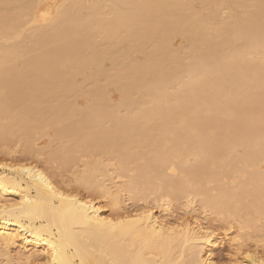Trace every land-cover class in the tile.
<instances>
[{
  "label": "bare ground",
  "instance_id": "obj_1",
  "mask_svg": "<svg viewBox=\"0 0 264 264\" xmlns=\"http://www.w3.org/2000/svg\"><path fill=\"white\" fill-rule=\"evenodd\" d=\"M106 2L109 3V14L112 17L104 20L106 14L103 11L102 15L101 9L107 7ZM197 5L199 7H196ZM221 10L227 12L223 18L221 16L224 12L219 13ZM21 17L24 19L30 17L25 23L31 25L30 28L25 29L26 31L28 29L26 34L28 32L29 34L24 39L31 43L35 42L36 45L32 44L33 47L44 44V48L41 46L43 49L41 50L37 47L36 52H39L35 53L37 55L32 54L35 48L31 49L32 52L29 54L35 57L31 58L27 55L30 57L29 60L24 61L22 56L23 65L20 67L12 64L15 63L16 56L24 53V49L20 53L17 47L21 42L19 40H22L21 34L17 32L21 27V23H17ZM95 28L100 29V33L105 31L109 36L106 43L111 41V38H116V45L114 40L111 43L114 47L107 43L109 46L107 51L105 50L106 53L114 50L112 47L123 45L124 49L121 48L124 50L123 54L119 49L118 51L121 52H115L116 56L114 53L112 58L108 59L113 67L115 66L114 70H111L112 66L110 70L114 71L112 73L117 75L116 78H113L114 75L110 77L109 69L105 70L106 73H103L104 77L101 76V81L97 75L100 76L101 72H105L104 69L96 70L99 71L98 74L96 71L91 72L93 64L91 61L94 62L95 68L102 64L99 61L100 57L91 52L92 49L90 50L94 55H91L92 59H87L85 56L89 45L97 49L96 40L95 47L91 43L95 35L99 36V31L95 34L97 31ZM22 30L24 28H21ZM10 34L21 38L18 41L13 40L15 36L10 37ZM23 34L26 35L24 32ZM177 35L187 40L188 59L184 58L183 50L172 46V40ZM10 38L14 43L18 42L16 44L18 49L10 48L12 42L6 47L5 43ZM0 41V141L2 139L7 142V146L15 145L13 141L16 140L17 143L18 137L20 136L19 139L23 137L22 141L25 143L20 148L21 152L24 149V153L20 152V154L27 155V157L22 156L23 159L33 157L32 153L35 157L37 151L34 153V150L40 149L33 147L34 142L37 143V140L39 142L40 137L44 135L36 138L35 132L40 130V127L45 129L53 120L58 124L52 121L50 129L59 133V129L58 131L55 129L62 119V125L66 123L63 129L68 127L70 132L68 129H66L68 132L65 130L62 132L61 129V135L54 133L59 137H53L52 141L49 138L52 142L50 143L54 145L55 141L57 143L62 139L57 143H60V147L56 145L58 150L64 142L66 144L69 141L70 146L64 145L63 148L72 146L70 151L73 152L80 147L82 151L80 153L79 150H74L75 154H72L67 151L69 148L67 150L61 148L64 152L63 150L60 152L68 155L63 153L55 155L53 154L55 146L51 150L52 145L48 144L50 148L47 149L51 150L50 154L56 157L49 155L47 160L48 157L52 158L50 161L61 158L67 162L73 155L72 158L78 161L81 156L88 157L93 148L96 155L112 156L114 162L117 158V163H120L118 166L115 165L119 169L117 173L122 176L124 172L127 176L128 172L133 174L131 170L128 171V167L131 169V164L134 166L138 163L139 166L138 161L146 159L144 156L146 154H143V150L140 151L139 148H144L145 152L147 148L151 154H147L150 157L145 161L146 163L141 164L142 167L135 169L134 166L133 170L137 172V177L131 176L132 178L129 179L127 176L128 182L114 191L113 189L117 187L114 186V180L106 181V185L103 184L105 183L103 178L108 173L107 166L104 170L107 172L103 174L104 166L96 162V167L99 165L100 169L103 168L97 172L98 168H92L95 163L89 166V162L86 161L84 168L87 163L90 168L86 167L89 171L86 169L84 171L93 177L90 175L87 177L84 172L82 176L84 180L80 175L78 178L82 182H79L76 176L77 179L71 181L73 182L71 187L74 184L76 186L72 190L70 185L68 186L72 193L55 183L47 169L44 172L42 168L31 163V165H22V163L16 165L12 164L14 161L12 163L0 161L1 252L7 254L12 248H19L29 264H217L212 259V249L217 241L214 230L204 227L197 218L194 221L185 220L175 224L170 221V223L159 217L154 208L149 207L150 205L140 207L131 213L124 212L121 207L123 191L130 193L132 199L140 201L146 197V194L144 195L146 188L154 197L156 196L157 200L154 201L156 208H163L165 211L170 206L169 200L185 198L189 207L198 198L201 207L215 214L223 224L230 227L229 230L237 226L239 233L236 235V240L241 242L251 236L248 235L249 233L243 235L241 231L249 229L252 235L253 232L256 235L260 232L264 233V0H101L100 2L61 0L58 4H49L44 0H0ZM26 41V45L21 42L20 46L31 47L32 45L30 46ZM45 44L46 47L50 44L47 50ZM98 49L102 56L103 52ZM117 55L120 58L123 55L125 62L123 58L116 62L123 61L126 65L123 62L121 65L125 67L122 68L116 63L120 65L117 67L114 62ZM117 70L121 76L122 72H126L123 78L118 77L119 73L115 72ZM76 71L80 72V76L87 78H84L85 84L79 82L78 85L71 81L73 74L76 79ZM34 72L39 76L36 77ZM105 75L110 77V80ZM95 77L99 79L98 85L101 83L105 85H99L102 89H98L97 82L94 83ZM112 79L115 80L111 82ZM90 80H93V83ZM114 81L120 82L121 84H117L120 87L114 85L116 83ZM109 82L116 86V92L120 91L121 101L118 106L111 104V99L107 98L110 93L106 92L105 88L110 85ZM81 83L85 85L87 91L90 88V95L89 91L88 95L85 93L86 90L82 89ZM67 86H71L68 89L71 92L75 91V97L84 91L83 94L91 96L92 101H87L85 106L76 108L77 97L72 99L68 95L69 92L65 93L67 91L65 89L64 94H67L68 98L64 104L62 101L66 96L58 97L59 94L56 97L62 102L59 107L56 98H50L55 96L56 91L55 93L51 91L54 94L50 93V97L47 94L44 96V93L50 92L52 88L57 90L59 87L60 90ZM81 89L83 91L79 92ZM25 90L27 91L24 94ZM28 91L31 92L29 95ZM103 92L108 95H104ZM61 94L64 96L63 92ZM83 94H79L78 98ZM133 94L138 97L134 98L136 96ZM53 99L55 104L51 102ZM68 99L74 100V103ZM44 101L50 105V108L51 106L64 108L49 109ZM35 104L38 107L44 105L42 109L39 108L41 109L39 112L43 111V114L47 112L46 116L38 117L42 113L37 112L39 109L34 108ZM122 106L129 109L134 107L136 112L135 109L130 110L133 114L128 117L129 109L126 108L125 111ZM121 107L124 112H128L122 113L127 118L121 114ZM56 109L61 112L64 110L65 115H60ZM69 110H72V113L75 111L76 114L70 115L67 112ZM33 112H37L34 113L37 116L33 117ZM71 117L75 118L76 122ZM4 118L7 119L6 122ZM76 118L81 119V122L79 120L77 122ZM47 120L50 121L44 122ZM71 120L76 125L74 132L71 131L74 128ZM145 120L148 123H145ZM82 121L84 123L86 121L91 128ZM102 125L106 127L103 128ZM79 131L80 135L84 132L85 137L82 139L80 138L82 136H78ZM16 132L20 135L18 136ZM70 133L74 135H69ZM46 135L44 138L47 137ZM65 136L67 139H64ZM74 136L78 137V141ZM139 136H142L141 139L138 138ZM9 138L12 139L8 143ZM145 139L148 142L147 147H144L147 144V142L144 144ZM132 141L137 142L138 145L131 147ZM129 143L131 146L128 145ZM125 145L128 146L125 148ZM114 147L117 151L116 157L115 150L111 149L114 155L110 151V148ZM130 147L138 148L140 153L136 152L135 157L132 155L133 149L132 152H128L131 151ZM87 149L91 150L85 152ZM58 150L56 149V152ZM40 152L42 153L39 150L36 159L42 156ZM83 152L85 155H81ZM79 153L80 156L77 157L76 154ZM59 155L63 158H59ZM30 157L29 159L32 158ZM74 159L73 162L76 161ZM131 159L137 163L134 164ZM53 161L48 164L52 165ZM65 161L64 165L71 163L68 161L66 164ZM127 161L132 163H126ZM72 164L67 166L68 169L62 165L65 167L61 166L62 170L69 171L76 163ZM50 167L48 168L51 169ZM94 170L97 172L96 175L92 174ZM98 173L101 174L99 177H102V180L98 179ZM117 173L113 172V174ZM76 180L78 183H74ZM98 180L102 182L99 183ZM107 182H110V185H107ZM75 189H79L78 193ZM84 191H87L85 195ZM91 193L96 194L94 197L97 195L100 198L109 197L111 207L109 214L94 197H90ZM243 247L242 243L236 247L238 255H241V260L236 264H264V251L263 254H258Z\"/></svg>",
  "mask_w": 264,
  "mask_h": 264
},
{
  "label": "rangeland",
  "instance_id": "obj_2",
  "mask_svg": "<svg viewBox=\"0 0 264 264\" xmlns=\"http://www.w3.org/2000/svg\"><path fill=\"white\" fill-rule=\"evenodd\" d=\"M44 1H47L49 4H58V3H60L61 0H44ZM95 1H97V0H95ZM98 1L100 2L101 0H98ZM106 4H108V5H105V6H107V7H104V10L101 9V13H102V15H103V11L105 12L104 14H106V15L104 16V20L110 19V18L112 17V16L109 14V11H110L109 3L106 2ZM196 7H199V5H197ZM106 9H107L108 11H107ZM107 12H108V13H107ZM223 12H224V14H223L222 16H221V14H220L221 18L225 17V15H226L225 13H227L226 10H221L219 13H223ZM26 18H27V19H26ZM21 19L24 20V21H21ZM21 19L19 20V22H17V23H21V27L19 28L20 30L17 28V30H19V31H17V32L21 34L22 40H21V39L19 40V38H21V37H18V38H17V36H15V35H11V34H10V37L15 36V37L13 38V40H16V41L19 40V41L22 42L23 40H25V41L27 40V39H24V38H25V37H26V38L28 37L27 35L29 34V32H28V34H26L27 31H28V29H27V31H26L25 29L28 28V27L30 28L31 25H30L29 23H28V24H25V23H27L28 19L30 20V17H25V19H24V17H23V18L21 17ZM101 19H103V17H101ZM26 20H27V21H26ZM20 21H21V22H20ZM17 25H20V24H17ZM22 26H23V27H22ZM18 27H19V26H18ZM21 28H22V29L24 28V30H22V31H23L26 35H24V34H23L24 36L22 35L23 32L21 31ZM95 29H96L97 31L94 30V31H96V33H95V32H94V33L97 34L98 31H99L100 29H98V28H95ZM20 31H21V32H20ZM100 32H101V31H99V36H98V35H97V36L95 35V36H94L95 38L93 37L94 39H92L93 42H91V43H93V45H94L93 47H95V43H97V45H96V46H97V49L94 48V49L97 50V51H93L94 49L92 48L91 45H89V46L87 47L86 52H85V56H86V58L91 60V59H92V56H91V55H93V53L91 54V53H90V50L92 49L91 52H94V55H95V56H99V57H100V60H99V59H98V60L100 61V63H102V64H99V63H98L99 66H97V67L95 68V65H93L94 62L91 61V64L93 63L92 66H91V67H92L91 72H92V71L95 72V71L98 70V69H100V70L104 69V71H105L106 69H109V70H110V69H111V68H110L111 66H112V69H111V70H114V67H115V66L113 67L112 63H111L110 61H108V59L112 56V54H114L115 52H117L119 49H121V48L124 49V48H123V45L120 44V43H119V45H122V46H118L119 48H118V47L113 48L114 46H113L111 43L114 42L116 38H115V39H114V38H111L112 40H111V41H108V42L110 43V45L113 46V47H112V46H110V47H112V49H114V50H111V48H110L111 51L108 50L109 52L106 53L105 50L107 51V47L109 46V45L107 44L108 42L106 43V41H107V39L109 38V36L106 34L105 31H102V33H100ZM107 36H108V38H107ZM96 37H98L99 39L96 38ZM29 39H30V38H29ZM29 39H28V40H29ZM97 39H98L99 41H100V39H101L100 42H102V43L100 44L99 41H98ZM95 40H96V41H95ZM108 40H109V39H108ZM113 40H114V41H113ZM184 40H185V41H184ZM7 41H10V42H7ZM7 41H6V43H8V44H6V43L4 42L5 45H6V47H8V46L10 45V43L12 42V45L10 46V48H14V49H18V48H19L18 50H20V51H19L20 53H21V52L23 51V49H24V53H23V54H19L18 56H16V58H14L15 60H14L13 58L11 59V61L14 60V62H15V63L13 62L14 64H12V65H16V66H20V67H21V66L23 65V64H21V62L23 63V60L26 61V60H29L30 57H31V58L35 57V56H33V55L30 56L29 52H32L31 49H34V48H35V51H33L32 54L37 53V52H36V48L38 47V45H37L36 47H33V45L35 44V42L33 43V41H32V43H31V41H26V42H29L30 46L33 44V45L31 46V47H33V48H31V47H25V46H24V47H23V46L21 47L20 45L23 44V43H24V45H26L25 41L22 42V43L20 42L21 44H20V43L17 44L18 42L16 43V41H15V43H14V41H12V38L8 39ZM94 41H95V43H94ZM118 41H119V40H117V42H118ZM0 42H1V41H0ZM13 43H14V44H13ZM98 43H99V44H98ZM115 43H116V41L114 42V44H115ZM16 44H17V47H18V48L16 47ZM27 44H28V43H27ZM29 44H28V45H29ZM37 44H39V43H37ZM178 44H179L181 47H180ZM13 45H14V46H13ZM18 45H19L22 49H20V47H19ZM35 45H36V44H35ZM35 45H34V46H35ZM39 45H40V44H39ZM43 45H44V44H43ZM43 45H41V46H43ZM99 45H101V46H99ZM115 45H116V44H115ZM41 46H40V47H41ZM51 46H52V45H51ZM98 46H99V47H98ZM172 46H173L175 49L183 50V56H184L185 59H186V58H187V59L189 58V49H188V43H187V40H186V39H184L183 37L177 35V36L174 37V40H172ZM40 47H38V48L41 49V50H43L42 47H41V48H40ZM47 47H50V44H48ZM47 47H46V44H45V50H47V49H46ZM43 48H44V46H43ZM98 48H100V51L103 52V53H102L103 55L101 54L102 56H100V52H98V50H99ZM116 48H117V49H116ZM179 48H180V49H179ZM25 49H26V50H25ZM27 49H29V50H27ZM103 49H104V51H103ZM122 49H121V50H122ZM185 49H186V50H185ZM147 50H148V51L150 50L149 47H148ZM37 51H38V49H37ZM39 51H40V50H39ZM123 51H124V50H122V52H121V51H118V52H121V53L123 54ZM96 52H98L99 54L96 53ZM38 53H39V52H38ZM38 53H37V54H38ZM40 53H41V52H40ZM37 54H35V55H37ZM41 54H42V53H41ZM97 54H98V55H97ZM118 54H119V53H118ZM27 55H29L30 57L27 56ZM94 55H93V56H94ZM133 55L135 56V54H133ZM133 55H131V56L134 57ZM187 55H188V56H187ZM22 56H23V58H22L23 60L21 59ZM24 56H26V58H24ZM115 56H116V53H115ZM120 56H121V55H120ZM131 56H130V57H131ZM19 57H20V61H19ZM102 57H103V61H102ZM113 57H114V56H113ZM111 58H112V57H111ZM111 58H110V59H111ZM115 58H116V57H115ZM115 58H114V59H115ZM121 58H123V55L121 56ZM121 58L117 55V58L114 60L115 64L117 63L116 61H117V60H118V61L121 60ZM125 58H126V57H125ZM127 59H128V58H127ZM127 59H126V60H127ZM112 60H113V59H112ZM112 60H111V61H112ZM99 61H98V62H99ZM101 61H102V62H101ZM107 61H108V62H107ZM123 61L125 62V59H124V58H123ZM123 61H122V62H123ZM128 61H129V60H128ZM128 61H127V62H128ZM122 62H121V63H122ZM124 62H123V64H124ZM9 63L11 64V62H9ZM121 63H117V64H120V65H121ZM10 64H9V65H10ZM18 64H20V65H18ZM91 64H90V65H91ZM98 64H96V65H98ZM117 64H116V65H117ZM123 64L121 65L122 68L125 67L124 65H126V63H125L124 65H123ZM120 65H117V67H119ZM18 68H19V67H18ZM116 69H117V68H116ZM118 69L120 70L121 68H118ZM111 70H110V71L107 70V71H108V73H109V72L111 73V74L109 73V75H110V77L112 78V76L114 75V73H112V72H114V71L111 72ZM119 70H117V71H115V72L117 73ZM32 71H34V70H32ZM32 71H31V72H32ZM87 71H88V70H87ZM31 72H30V73H31ZM76 72H77V73H75V75L77 74V77L75 76L76 79L73 77V75H74V74H73L72 77H71V81H72L73 83H75V84L78 83V85H79V82H82V83L85 84V81H84L85 76L82 77V76L79 75L80 72L82 73V71L80 70L79 73H78V71H76ZM91 72H87V73H91ZM96 72H97V71H96ZM98 72H99V71H98ZM98 72H97L96 74H98ZM121 72H122V71H121ZM123 72H124V69H123ZM123 72H122V76H123V74L126 73V72H125V73H123ZM101 73H102V74H101ZM101 73H100V76L97 75V77H98L99 79H100V78L102 79L101 76H103V73L105 74L106 71H105V72H101ZM108 73H107L106 75H108ZM118 73H119L118 77L120 78V76H121V75H120V72H118ZM34 74H36V77L39 76V75H37V73H35V72H34ZM32 75H33V73H32ZM81 75H83V74H81ZM106 75H105V76H106ZM29 76H30V75H29ZM114 76H115V77H113V78H116L117 75H114ZM122 76H121V78H123ZM27 77H28V74H27ZM34 77H35V76H34ZM103 77H104V76H103ZM106 77H107V76H106ZM110 77H107V78L110 80ZM118 77H117V78H118ZM28 78H29V77H28ZM28 78H27V79H28ZM67 78L70 79L68 76H67ZM73 78H74V79H73ZM91 78H92V77H91ZM33 79H34V78H33ZM33 79H31V80H33ZM72 79H73V80H72ZM85 79H87V78H85ZM92 79H93V78H92ZM94 79L97 80L96 77H95ZM99 79H98V80H99ZM101 79H100V81H101ZM108 79H107V84H108ZM34 80H36V78H35ZM34 80H33V81H34ZM95 80H94V83L96 84V82H97L96 85H97L99 88H98L97 86H96V87H97L98 89H102L100 86H105V85H101L102 83L99 84V85H100V86H99L98 83H100V82H98V80H97V81H95ZM105 80H106V78H105ZM105 80H104V84H105ZM113 80H115V79H112L111 82H113ZM117 80H118V79H117ZM117 80H116V81H117ZM28 81H29V79H28ZM90 81H91V80H90ZM90 81H89V83H91V82L93 83V80H92L91 82H90ZM116 81H114V82H116ZM119 81H120V79H119ZM102 82H103V80H102ZM111 82H109V84H110ZM121 82H122V80H121ZM82 83H81V86H83ZM89 83L86 82V84H89ZM118 83H120V82H118ZM118 83L116 82L114 85H117ZM95 84H94V85H95ZM120 84H121V83H120ZM120 84H119V85H120ZM90 85H91V84H90ZM90 85H88V86H90ZM92 85H93V84H92ZM112 85H113V83L110 84V85H107V88H105L106 92H109V93H110L109 95H108V93H107V94L104 93V92H103V93H104V95H105V94L108 95V96H107L108 99H111V104H116V105H117V104H119L120 101H121V99H120V98H121V94L119 93L120 91H119V92H116V89H115L116 86H114V85L112 86ZM84 86H85V85H84ZM84 86L82 87V89L84 88ZM88 86H86V88H87ZM117 86H118V85H117ZM67 87H68V86H67ZM67 87H66V88H65V87H62V89H60V90H59V87H58L57 90H55V88H54V89L52 88V90H50V92L44 93V96H46L45 94H47L48 97H50V96H49L50 93L52 94L53 91H54V93H55V91H56L55 96H52V97H50V98H54V99H55L59 94H60V96H58V97H65V96H66L65 99L63 98L64 100L62 101L63 104H64V103L66 102V98H68V95H70L69 97H71L72 99L75 97V94H74L75 91H72V92H71V90H68L69 88H71V86L68 87V88H67ZM79 87H80V86H79ZM90 87H91V86H90ZM118 87H120V86H118ZM118 87H117V88H118ZM56 88H57V87H56ZM80 88H81V87H80ZM88 88H89V87H88ZM91 88H92V87H91ZM94 88H95V87H94ZM97 88H96V89H97ZM65 89H66L67 91H65ZM82 89L79 90V92H80V91H83V90H86L85 88H84L83 90H82ZM103 89H104V88H103ZM118 89H119V88H118ZM72 90H73V88H72ZM89 90H90V88H89ZM89 90H88V91H89ZM92 90H93V89H92ZM119 90H120V89H119ZM26 91H27V90H25L24 94L26 93ZM51 91H52V92H51ZM64 91H65V93H68V92H69L68 95H67V94L65 95V94H64ZM88 91L86 90L85 93L87 94ZM99 91H101V90H99ZM61 92H63L64 96H61V95H62ZM79 92H77V93H79ZM83 92H84V91H83ZM83 92H82V93L80 92L79 94L82 95ZM101 92H102V91H101ZM29 93H31V92L28 91L27 94L29 95ZM48 93H49V94H48ZM54 93H53V94H54ZM77 93H76V95H77ZM88 93H89V95H90V91H89ZM53 94H52V95H53ZM79 94H78V95H79ZM72 95H74V96H72ZM78 95L76 96L77 98H78ZM81 95H80V96H81ZM87 95H88V94H87ZM133 95H134V94H133ZM80 96H79V97H80ZM83 96H84V97H83ZM83 96L80 97L81 99H80V98L77 99V98L75 97V98H76V99H75V101H76V102H75L76 108H81L82 106H85V104H86L87 101H92L91 96L89 97V96H86L85 94H83ZM134 96H136V97H134ZM134 96H133L134 98H137V97H138V95H134ZM82 97H83V98H82ZM44 98H46V97H44ZM50 98H49V100H50ZM89 98H90V99H89ZM54 99H53V101H51L52 104L55 102ZM61 99H62V98H61ZM69 99H70V98H69ZM69 99H68V100H69ZM47 100H48V98H47ZM47 100H45V101H47ZM51 100H52V99H51ZM45 101H44V102H45ZM56 101H57V102H56L57 104L59 103L58 106L60 107V105L62 104V102L59 100V98H58V100H57V98H56ZM58 101H59V102H58ZM69 101H70V102L72 101V102L74 103V100H69ZM146 101H147V99H146ZM48 102H49V104H50V101H48ZM60 102H61V103H60ZM26 103H27V101H26ZM26 103H25V104H26ZM29 104H30V102H29ZM45 104H46L45 106H46L47 108H49V109H53V107H54V106H51V108H50V107H49L50 105H47V104H48L47 102H45ZM54 104H55V103H54ZM66 104H67V103H66ZM66 104H65V105H66ZM35 105H36V104H35ZM42 105H43V104H42ZM42 105H40L41 107H38V106L36 105L34 108H36V109H37V108H38V109L41 108V109H42ZM70 105H71V104H70ZM116 105H115V106H116ZM32 106H34V105L32 104ZM43 106H44V105H43ZM117 106H118V105H117ZM59 107L55 106L54 108H59ZM61 107H62V106H61ZM71 107H73V105H71ZM122 107H123V109H125V111H127V110L129 109V108L124 107V106H122ZM122 107L120 108V109L122 110V111H121V114L124 112L123 109H122ZM63 108H64V107H63ZM63 108H61V109H63ZM66 108H68V107H66ZM126 108H127V110H126ZM41 109L37 110V112L41 111ZM43 109H45V108L43 107ZM59 109H60V108H59ZM59 109H56L57 111H59L58 113H59L60 115H65V114H63V111H64V110L61 112V111H60L61 109H60V110H59ZM68 109H69V108H68ZM71 109H72V108H71ZM73 109H75V108H73ZM132 109H135L134 112H136V108L131 107V109H129V112H130V113H128V112H124V113H125V114L128 113V117H129L130 115L133 114V112L131 113V111H130V110H132ZM45 111H48V109H45ZM69 111H71V112H69ZM69 111H67V112H68L70 115H72V114L75 115V114H76L75 111H74L73 113H72V110H69ZM119 111H120V110H119ZM132 111H133V110H132ZM37 112H33V114H32V115H34L33 117L37 116V115L34 114V113H37ZM51 112H52V110H51ZM55 112H56V111H55ZM41 113H42V114H41ZM41 113L39 112V114H41V115L38 114V115H39V116H38L39 118H41L40 116H43V115L46 116L45 114H47V112H45V114H43V111H42ZM48 113H49V112H48ZM53 113H54V112H53ZM74 113H75V114H74ZM119 114H120V112H119ZM125 114H124V115L122 114V115H123L124 117L127 118V116H125ZM134 114H135V113H134ZM53 115H54V114H52V117H53ZM57 115H58V114H57ZM78 115H79V114H78ZM44 116H43V117H44ZM55 116H56V115H55ZM66 116H67V115H66ZM43 117H42V118H43ZM48 117L50 118L51 115L48 116ZM69 117H70V116L68 115V118H69ZM74 117H75V116H74ZM78 117H79V116H78ZM49 118L46 117V119H49ZM56 118H57V117H56ZM65 118H66V117H65ZM71 118H72L73 121H74L75 118H73V117H71ZM4 119H5V118H4ZM32 119H34V118H32ZM35 119H36V118H35ZM46 119H45V120H46ZM59 119H61V118H59ZM66 119H67V118H66ZM2 120H3V119H2ZM6 120H7V119H5V122H6ZM38 120H39V119H38ZM54 120H55V118H54ZM62 120H63V119H62ZM62 120L59 121V125L56 126L57 128L55 127V128H56L55 130L59 129V133H60V135H61L60 130L62 129V132H63L64 130L67 131L66 129H68L67 126L69 125V124L66 125L67 128H64V129H63V125H65L66 123L62 125V123H63ZM67 120H69V119H67ZM76 120H77V118H76ZM78 120H79V119H78ZM78 120H77V122H78ZM80 120H81V119H80ZM80 120H79V122H81ZM82 120H83V119H82ZM39 121H41V119H40ZM42 121H43V119H42ZM49 121H50V120H49ZM49 121L47 120V121H44V122L47 123V122H49ZM52 121H53V120H51V122L48 123V127L45 126V127H46L45 129H44V127H40L41 129H40V130H37V132H35L36 138H38L40 135H41V136H42V135L45 136L46 133H47V135H46L47 137H46V138H44V136H43V137H42L43 139L40 137L41 140L39 139V142H38V140H37V143L34 142V146H33V147H34V148H35V147H36V148H40L39 150H41L42 153L45 152L46 149H47L49 146H51V145H52L51 150H53V147H54V146H55L54 148H56V149L58 150V148L56 147V145L59 146L60 143H59V144H57V143L60 142V141L62 140V139H61L60 141H58L57 139H55V140H57L58 142L56 143V141L54 140V141H55V144H54V145L51 144V143H52L51 141H52L53 137H55V138H56V137H59V136L56 135L58 132H57V133H56V131L53 132V130L50 129V124L53 123V122H55V121H53V122H52ZM65 121H66V120H65ZM65 121H64V122H65ZM71 121H72V120H71ZM73 121H72L71 124H73L74 122H76V121H74V122H73ZM107 121H108V120H107ZM109 121H110V120H109ZM109 121H108V122H109ZM143 121H144V120H143ZM146 121H147V120H145V123H148V121H147V122H146ZM1 122H2V121H1ZM5 122H4V123H5ZM7 122H8V121H7ZM35 122H36V121H35ZM82 122H83V121H82ZM87 122H88V120H87ZM87 122L85 121V123H84V122H83V123L86 124ZM110 122H111V121H110ZM110 122H109V124H110ZM56 123L58 124V122H55V124H56ZM68 123H69V122H68ZM83 123H82V124H83ZM141 123H143V122H141ZM55 124H53V125H55ZM71 124H70V126H71ZM74 124H75V123H74ZM74 124H73V125H74ZM88 124H90V123H88ZM103 124L105 125L104 122H103ZM111 124H112V122H111ZM40 125H42V122H41ZM40 125H39V126H40ZM45 125H46V124H45ZM61 125H62V126H61ZM86 125H87V124H86ZM106 125H107V124H106ZM70 126H69V127H70ZM84 126H85V125H84ZM87 126H88V125H87ZM87 126H86V127H87ZM107 126H108V125H107ZM37 127H38V126H37ZM58 127H60V128H58ZM61 127H62V128H61ZM73 127H74V128H72L73 130L70 128L72 132H74V131L76 130V128H75L76 125H74ZM77 127H78V125H77ZM89 127L91 128V125L88 126V128H89ZM102 127L105 128L106 126H103V125H102ZM102 127H101V128H102ZM42 128H43L44 130H42ZM53 128H54V127H53ZM78 128H79V127H78ZM80 128H81V127H80ZM37 129H39V127H38ZM74 129H75V130H74ZM81 129H82V128H81ZM85 129H86V128H85ZM68 130H69V129H68ZM87 130H88V129H87ZM87 130H85V131H87ZM91 130H92V129H91ZM91 130H89V131H91ZM57 131H58V130H57ZM77 131H78V130H77ZM95 131H96V130H94V132H95ZM67 132H68V131H67ZM67 132H66V133H67ZM69 132H70V130H69ZM79 132H80V131H79ZM14 133H15V132H14ZM14 133H13V134H14ZM54 133H56V134H54ZM59 133H58V135H59ZM87 133H88V132H87ZM87 133H85V135H86ZM16 134H17V132H16ZM76 134H77V132L75 133V135H76ZM80 134H81V132L78 134V136H82V137H80L81 139H82L83 137H85V136L83 135L84 132H83L82 135H80ZM17 135L19 136L20 134H17ZM62 135H63V134H62ZM64 135H66L65 132H64ZM64 135H63V136H64ZM69 135H74V134H71V133H70ZM13 136H14V135H13ZM11 137H12V136H11ZM60 137H62V136H60ZM74 137H75V136H74ZM140 137H142V136H139L138 138H140ZM12 138H13V137H12ZM12 138H11V139H12ZM19 138H20V136L18 137V141H17V143H18L19 145H18L17 143H15V141H16V140H15L16 138H15V139H14L15 141L12 140V141L14 142L15 145H13V144H12V145H11V144H8V146L6 145L7 142H5L4 140L1 139L2 142L0 141V161H1V162H7V163H12V161H14L12 164H16V165H18V164L21 165V163H22V165H24V164H25V165H31V164H32V165H37L38 167L42 168L43 171H44L45 169H47L48 172L50 171V176H52L51 178L54 179V180H53V179H52V180L55 181V183H58L59 186L62 185L61 187H64L65 190L68 189V190H67L68 192H69L70 190H72L73 187L76 186V184H74V186L71 187V186L73 185V182H71V181H73L74 179H77L78 176H80V175H81V176H80V178H81L82 176H84L85 173H86L85 175H87V173H88L87 171H89V169L87 170L86 167H87V168H90V167H88V165L90 166V164H91V166H92V163H93V165H94V163H95V166H94V167L92 166V168H95V167H96V162L100 163V165H101L102 167L104 166V169L102 168V169H103V170H102V169H100L101 166L98 165L99 167H98V166L96 167V169H97V168L99 169V170L97 169V172H98V171H101V170L104 172V170L106 169V166H107V170H108L107 175H108V176L105 174V173L107 172V170H106L104 173L102 172V173L105 174V176L107 177V178H106L104 175H102V176H104L103 180L105 181V183H103V184L106 185V181H110V180H111L110 182H113L112 180H114V182H115V183H114V186H115V185L117 186L115 189H113V191H114V190H116L117 188L121 187L123 184H126V183L128 182L127 180H129V179H131L132 177H135V176L137 177V175H136L137 172H135V171L133 170L134 166H135V169L138 168V167H142L141 164H142V163H146L145 161H146V160L150 157V155H151V154H150V151H148L147 148H146V151H147V152H145L144 148H139L140 151H141V149L143 150V151H142L143 154H146V155H144V156L146 157V159L143 158V161H138V162H139V166H137L138 163H137L136 161L134 162L132 159H131V161L134 162V164L137 163V164H135L134 166L131 164V163H132L131 161H130V162L127 161L126 163H130V164H131V165H130L131 169H129V167H128V171L131 170V172H132L133 174H131L130 172L127 171V172H128L127 176H128L129 179H126L127 176L124 174V172H122V173H123L122 176L119 175L120 173H119V174L117 173V172L119 171V169H118L116 166H118V164H120V163H117V161H118L117 158H116L117 161L115 160V162L117 163V164H116V163L112 160V158H111L112 156L107 157V156H105V154H99V155H101V156L96 155V154L93 152V151H94L93 148H91L93 151L89 152V150H91V149H89V150L87 149V150H85V152L88 151L89 154H91V153L93 152L92 155H96V156L92 157V155H90V157H89V154H88V157H86V155H85L84 152H83L81 155L84 154L85 157H84V156H83V157L81 156V158H79L78 161H77V159L75 158L76 161L73 162L72 159H74V158H72V157H74V156H73L72 154H75V151H77V150H79L78 152H80V151H82V149H81L80 147H79L80 149H79V148H78V149L76 148L77 150L74 149L75 151L72 149L73 152H74V153H73L72 151H70V148H72V146H71V147H68L69 149L66 148V146H65L64 148H66V150L68 149L67 151H70V153H72V154H71L72 157L70 156V158H71L72 161L70 160L71 163L68 164L67 162H68L69 160L66 159V160H68V161H67V162H66L65 160H64V161H65V163L68 164V165H64V164H63L64 161L61 160L60 157L63 158V156H64L63 154H67V153H63V152H64V150H63V149H64L63 146H64V145H68V144H70L68 140H67L68 143H66V144H65V142H64V144L61 142V144H63V146H61V148H63V149H62L63 152H60L61 148H60L57 152H56V149H54L55 152H54L53 154L57 155L58 153H59V154H60V153H63V154H62L63 156H62V155H61V156L59 155V158H60V159L58 158L59 160H56L57 158L54 159L55 161L52 160V161H53L52 165H51V164H48V162H49V163L52 162V161H50L52 158L49 159V157H48V160H47V156L52 155L51 157H53V156H55V155L50 154L51 150H49V149H47L46 153H43V154H42V153L40 152L42 156L39 157V158L37 157V159H36L35 157H36L37 153L39 152V150H36V149L34 150V153L37 151L36 154H35V157H34V154L32 153L31 155H33V157L31 156V157H32V158H31V157L29 156L31 159H29V157H28V159H27V158H24V159H23V157H27V155H26V156H23L24 154H20V152H21V148H20V147H23L24 145H22V144L25 143V142L22 141L23 137H22L21 139H19ZM34 138H35V137H34ZM49 138H51V141L49 140ZM75 138H76V137H75ZM77 138H78V137H77ZM77 138H76V140H77ZM11 139L9 138L8 143L11 141ZM64 139H67L66 136H65ZM68 139H70L69 136H68ZM81 139H79V140H81ZM135 139H136V138H135ZM140 139H141V138H140ZM140 139H138V140H140ZM143 139H144V138H143ZM19 140H20V142L22 141V142H21V145H22V146L20 145ZM23 140H24V139H23ZM35 140H36V139H35ZM35 140H34V141H35ZM71 140H72V139H71ZM138 140H137V142H138ZM3 141H4V143H3ZM73 141H74V139H73ZM77 141H78V140H77ZM133 141H135V140L133 139ZM133 141H132V143H131V144H133L132 146L130 145V143H129L128 145L131 146V147H133L135 144L138 145L137 142L135 143V142H133ZM140 141H143V140H140ZM140 141H139L138 143H140ZM144 141H145V142H144V144H145L147 141H146V139H145ZM50 142H51V143H50ZM71 142H72V141H71ZM11 143H12V142H11ZM78 143H79V142H78ZM141 143H142V142H141ZM3 144H4V145H3ZM48 144H49V146H48ZM72 144H73V143H72ZM74 144H75V147H76V146H77V145H76L77 142L74 143ZM83 144H84V143H83ZM9 145H10V146H9ZM128 145H125L124 147L126 148V146H128ZM139 145H141V147H143L142 144H139ZM146 145L148 146V142H147V144L144 145V147H145ZM31 146H32V145H31ZM45 146H46V147H45ZM68 146H70V145H68ZM73 146H74V145H73ZM147 146H146V147H147ZM41 147H42V148H41ZM59 147H60V146H59ZM131 147H130V148H131ZM135 147H137V146H135ZM24 148H25V147H24ZM34 148H33V149H34ZM43 148H45V151H43ZM49 148H50V147H49ZM73 148H74V147H73ZM115 148H116V147H114V148H110V151H111V149H112V151L115 150V155L113 154L114 152H112V151H111L112 153H111L110 151H109V152H110L111 154H113V155L116 157V156H117V155H116V154H117V153H116L117 151H116ZM121 148H123V147H121ZM125 148H124V151L126 152ZM128 148H129V147H128ZM117 149H118V148H117ZM132 149H133V153H134V154L132 153V155H134V156L136 157L135 153L138 152L139 149H138V148H136V149L131 148V151L128 150V152H132ZM25 150H26V149H25ZM62 150H61V151H62ZM66 150H65V152H67ZM122 150H123V149H122ZM122 150H121V151H122ZM136 150H137V151H136ZM23 151H24V149L22 150L21 153H24ZM32 151H33V150H32ZM32 151H31V152H32ZM121 151H120V153H122ZM124 151H123V152H124ZM134 151H135V152H134ZM140 151H139V153H140ZM15 152H16V153H15ZM48 152H49V153H48ZM78 152H77V153H78ZM109 152H108V153H109ZM118 152H119V151H118ZM128 152L126 153V155L128 154ZM40 153H39V154H40ZM47 153H48V155H47ZM68 153H69V152H68ZM80 153H81V152H80ZM80 153H79V154H76V156L78 155L77 157H79V156H80ZM96 153H97V152H96ZM110 153H109V154H110ZM15 154H16V155H15ZM44 154H46V155H44ZM97 154H98V153H97ZM109 154H108V155H109ZM111 154H110V155H111ZM124 154H125V153H124ZM147 154H150V155H147ZM43 155H44V156H43ZM67 155H68V154H67ZM69 155H70V154H69ZM103 155H104V156H103ZM129 155L132 156L131 154H129ZM12 156H13L14 158H13ZM22 156H23V157H22ZM38 156H39V155H38ZM76 156H75V157H76ZM137 156H138V154H137ZM139 156H140V155H139ZM147 156H148V157H147ZM21 157H22V158H21ZM55 157H56V156H55ZM57 157H58V156H57ZM91 157H92V158H91ZM65 158H66V156H65ZM65 158H64V159H65ZM67 158H68V157H67ZM70 158H69V159H70ZM110 158H111V159H110ZM118 158H119V155H118ZM128 158L130 159V157H128ZM128 158H127V160H129ZM131 158H132V157H131ZM138 158H139V159H140V158L142 159V157H138ZM25 159H26V160H25ZM75 159H74V160H75ZM114 159H115V158H114ZM119 159H120V158H119ZM136 159H137V158H136ZM136 159H135V160H136ZM30 160H31V161H30ZM91 160H92L93 162H91ZM137 160H138V159H137ZM29 161H30V162H29ZM56 161H57V162L60 161V162H59L58 164H57V163H54V162H56ZM62 161H63V162H62ZM70 161H69V162H70ZM86 161H88L89 164L87 163L88 165L86 164V165H85L86 167L84 168V164L86 163ZM28 162H29V163H28ZM61 162H62V165L66 166V167H67V166H70V164H72V163H74V164L76 163V164H75V166H73L69 171H64V170H62V167H64V166L61 165ZM26 163H28V164H26ZM30 163H31V164H30ZM44 163H45V164H44ZM46 164L48 165V167H50V165H51V166H52V167H50L51 169H49V168L47 167ZM74 164H72V165H74ZM115 165H116V166H115ZM143 165H144V164H143ZM61 166H62V167H61ZM127 166H129V164H128ZM52 168H54V169H52ZM64 168H65V167H64ZM69 168H70V167H69ZM92 168H91V170H92ZM114 168H115V171H114ZM67 169H68V167H67ZM85 169L87 170L86 172L84 171ZM96 169H95V170H96ZM47 170H45V171H47ZM52 170H53V171H52ZM58 170H59V171H58ZM65 170H66V169H65ZM95 170H94V171H95ZM45 171H44V172H45ZM61 171H64V173H63V172L61 173ZM133 171H134V172H133ZM53 172H54V173H53ZM81 172H82V173H81ZM84 172H85V173H84ZM91 172H93V171H91ZM97 172L95 171V172H93L92 174H93V175H94V174L96 175ZM113 172H116V173L118 174V176L116 177L117 174H113ZM79 173H81V174H79ZM99 173H100V172H99ZM99 173H98V177H99V175H101V174H99ZM47 174H48V173H47ZM52 174H53V175H52ZM89 175H90V173H89ZM89 175H87V177H88ZM111 175H112V176H111ZM123 175H124V176H123ZM48 176H49V175H48ZM50 176H49V177H50ZM55 176H56V177H55ZM76 176H77V178H76ZM90 176H92V175H90ZM110 176L113 177L114 179H113V178H112V179H109V178H111ZM131 176H132V177H131ZM140 176H141V175H140ZM140 176H139V177H140ZM87 177H86V179H87ZM92 177H93V176H92ZM92 177H90V179H91ZM122 177H123V179H122ZM147 177H148V175H147ZM147 177L145 176L146 179H148ZM80 178H78L77 180H78V181L80 180L79 182H82L81 179H82V180H84V179H83V177H82L81 179H80ZM84 178H85V177H84ZM95 178H97V177H95ZM105 178H106V180H105ZM120 178H121V179H120ZM145 178H144V179H145ZM92 179H93V178H92ZM98 179H101V180H102V177H101V178L99 177ZM107 179H109V180H107ZM77 180L74 181V183H75V182L78 183ZM92 181H93V180H91V182H92ZM96 181H97V179L95 180V182H96ZM98 181H99V183L102 182V181H100V180H98ZM126 181H127V182H126ZM145 181H148V180H145ZM145 181H142V182L145 183ZM60 182H61V183H60ZM110 182H107V185H110V184H109ZM123 182H124V183H123ZM92 183H93V182H92ZM58 184H57V185H58ZM111 184L113 185V183H111ZM63 185H65V186H63ZM69 185H70V187H71L70 190H69L70 187L68 188ZM95 186H96V185H95ZM146 189H148V188H146ZM146 189H145V193H144V195L146 194V195H145L146 197H144V198H143L142 200H140V201H138L137 199H135V200L132 199V196H131L130 193H128V192H126V191H123L124 193H123V195H122V199H121V207L123 208L124 212H126V213H127V212L129 213V212H130V213H131V212H133V211H136V210L139 209L140 207H143V206H146V205H148V206L150 205L149 207H150V208L152 207V209L154 208V211L156 212V214H157L159 217H161L162 219L166 220L167 222H168V221H169V222L171 221V222H173L174 224H175V223H179V222L181 223V222H183V221H185V220L194 221V219L197 218V219L200 221V223H201L204 227H208V228H210L211 230H214V234H215V236L217 237V241H216V246L212 249V259H213V261H215L217 264H236V263H238L239 260H241V255H240V256L238 255V252H237V248H236V247H238L239 244H241V243L244 245L243 248L248 249V251H251V252L254 251V252H257L258 254H259V253L261 254V253L264 251V249H263V248H264V235H263L264 233H261V232L258 233V232H257V233H258V234H257L258 236H257V235L253 232V235H252V231L248 229V230H246V231H241V233L243 232V235L249 233L248 235H251V236H249L248 238L246 237V239L243 240L242 242L239 241L238 239L236 240V238H237L236 235H238V233H239L238 228H236L237 226H236V227L234 226V229L231 228V230H229L230 227H229L228 225L223 224V222H222L221 220H219V218H218L215 214H213L210 210H208V209L206 210V209H203V208L201 207V205H200V203H199V200H197L198 198H196V199L194 200L195 203L193 202V204H192V205H189V207H187V205H186V204H187V200H186L185 198H182L181 200H180V199H179V200H169V204H170V206H169V208L165 211V209H163V208H156V204L154 203V201L157 200V199H156V196L154 197V196L151 194L150 190L148 189L149 192H147ZM75 190H76V189H75ZM78 190H79V189H78ZM78 190H76V193H78V192H77ZM80 191H82V189H81ZM70 192L72 193V191H70ZM85 192L87 193V191H84V195L86 194ZM146 192H147V193H146ZM73 193H74V192H73ZM81 193H83V191H82ZM81 193H79V194H81ZM89 194H90V193H89ZM148 194H149V195H148ZM81 195H82V194H81ZM91 195H92V193H91ZM95 195H96V194H95ZM95 195L93 194V195L90 196V197H94ZM97 196H98V195H97ZM97 196L94 197L95 201H96L100 206H103V208H105L104 211H105L106 213L109 214V213L111 212L110 199H109V197H107V198H106V197H104V198L101 197V198H100V196H98V197H97ZM90 197H89V198H90ZM96 198H97V199H96ZM167 201H168V200H167ZM198 203H199V204H198ZM190 206H191V207H190ZM125 208H126V209H125ZM202 209H203V210H202ZM130 210H131V211H130ZM175 221H176V222H175ZM177 221H178V222H177ZM171 222H170V223H171ZM173 223H172V224H173ZM235 229H236V230H235ZM254 234H255L256 236H255ZM260 234H262V236H261ZM248 235H247V236H248ZM234 236H236V237H234ZM234 239H235L236 241H235ZM234 241H235V242H234ZM237 242H238V243H237ZM245 246H246V247H245ZM4 252H5V251H4ZM235 252H237V253H236L237 255L235 254ZM5 253H6V252H5ZM5 253H3V252L0 251V264H29V262L26 261V257L23 256V255L21 254L22 252H21V250H20L19 248H16V247H15V248H12V249H10V250L8 251L7 254H5ZM262 254H263V253H262ZM19 256H20V257H19ZM237 256L240 257V258H238ZM24 257H25V258H24ZM236 257H237V259H236ZM236 260H237V261H236ZM27 262H28V263H27Z\"/></svg>",
  "mask_w": 264,
  "mask_h": 264
}]
</instances>
